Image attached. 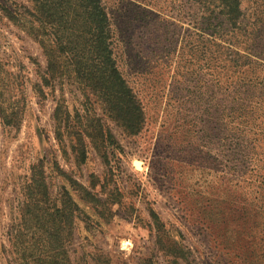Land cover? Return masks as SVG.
<instances>
[{"label": "rangeland", "instance_id": "obj_1", "mask_svg": "<svg viewBox=\"0 0 264 264\" xmlns=\"http://www.w3.org/2000/svg\"><path fill=\"white\" fill-rule=\"evenodd\" d=\"M254 1H243L248 13ZM20 2L28 4L0 0V57L9 73L7 92L22 114L19 125L0 123V264H37L23 258L27 250L42 251L26 229L27 204L36 196L35 174L45 182L46 197L37 193L45 211L69 207L68 195L74 203L73 224L61 230L72 264H175L169 253L174 246L184 250L176 259L179 264H255L245 262L243 250L237 249V190L235 199L223 197L225 132L216 100L208 103L202 119L200 153L182 130V118L189 119L190 112L174 88L183 79L178 71L200 69L206 79L210 73L222 79L233 71L223 69L219 59L209 71L205 59L190 62L195 29L182 0H104L120 69L145 111L138 133L128 132L93 90L81 88L73 78L43 82L41 45L1 9ZM158 34L168 36L169 49L177 40L181 48L170 55L169 67L167 52L154 46ZM220 43L228 48L231 41L225 37ZM95 119L104 124L105 135L92 138ZM84 188L101 202L83 197ZM153 211L162 226L157 227ZM21 233H26L22 243Z\"/></svg>", "mask_w": 264, "mask_h": 264}, {"label": "trees", "instance_id": "obj_2", "mask_svg": "<svg viewBox=\"0 0 264 264\" xmlns=\"http://www.w3.org/2000/svg\"><path fill=\"white\" fill-rule=\"evenodd\" d=\"M243 1L185 0L181 4L188 10L195 29L190 62L205 59L209 71L219 59L223 69L233 71L222 79L214 73L206 79L200 69L178 71L183 79H177L174 88L183 97L180 103L190 107L185 108L190 118L181 117L184 119L181 126L189 137L188 144L199 153L202 119L206 120L204 115L210 109L207 105L216 100L225 132L220 180L225 187L223 197L235 199L237 190V249L243 250L245 262L260 264L264 261V0H255L251 13L244 9ZM1 9L4 16L41 45L46 60L43 82L55 84L71 77L81 88L93 90L96 100L105 103L109 114L128 132L141 131L145 111L120 69L112 22L104 0H28V4L20 2L15 8L3 6ZM163 36H154L153 43L158 49L162 45L163 52H167L169 56L164 61L169 67L170 55L181 48L177 40L176 46L169 49L165 41L170 39ZM225 37L231 41L228 48L220 43L225 42ZM234 49L237 58L232 57ZM8 74L0 57V123L16 126L22 114L17 101L7 92ZM61 110L59 103L55 111L58 136L61 135ZM94 122L96 129L90 136L105 135L104 124L99 119ZM107 133L113 137L109 131ZM82 153L85 155L84 151ZM34 177L36 196L27 204L26 229L42 246V251L27 250L23 258L37 264H72L61 230L73 224V210L70 209L73 201L68 195L69 207L45 211L37 196L39 192L46 197L45 182L41 174ZM85 195L91 197V201L101 202L86 188L83 197ZM152 217L157 227L162 226L156 212H152ZM25 236L26 233L18 236L21 243ZM157 238L162 245L163 234ZM173 249L169 253L173 254L175 264H179L176 259L184 250L178 246ZM147 261L145 264H151V260Z\"/></svg>", "mask_w": 264, "mask_h": 264}]
</instances>
